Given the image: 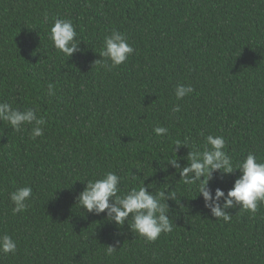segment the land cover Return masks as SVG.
<instances>
[{"label": "trees", "instance_id": "16d2710c", "mask_svg": "<svg viewBox=\"0 0 264 264\" xmlns=\"http://www.w3.org/2000/svg\"><path fill=\"white\" fill-rule=\"evenodd\" d=\"M54 17L75 27L71 57L48 38ZM113 30L134 53L107 69L95 63ZM177 84L194 92L177 100ZM5 101L35 108L46 124L33 140L31 125L16 132L0 122V234L18 242L0 264H264V204L255 215L236 208L230 222L215 219L166 164L177 141L189 147L180 157L199 149L201 132L222 135L234 160L252 152L264 161V0H0ZM156 126L168 134L156 136ZM106 171L124 178L122 189L144 181L174 191L172 231L147 242L107 212L80 209L82 183ZM238 176L213 173V196L227 195ZM22 186L33 196L14 215L9 193ZM107 246H116L112 255Z\"/></svg>", "mask_w": 264, "mask_h": 264}, {"label": "clouds", "instance_id": "9594fccd", "mask_svg": "<svg viewBox=\"0 0 264 264\" xmlns=\"http://www.w3.org/2000/svg\"><path fill=\"white\" fill-rule=\"evenodd\" d=\"M48 38L52 46L64 56L71 57L79 50L80 41L69 19L54 17ZM133 53L134 48L128 43L126 36L120 31L113 30L104 37L102 43L99 56L104 59L95 64L107 69L115 68L126 63ZM193 92L194 88L191 85L177 84L175 87L177 100ZM48 94L55 95L51 84L48 85ZM172 111L179 112V106L174 107ZM0 122H5L16 132L22 131L25 125H31L30 137L33 140L44 135L42 126L46 124L35 108L21 109L13 107L6 101L0 102ZM153 133L156 136H166L168 129L156 126ZM200 135L203 137V143L199 149L189 150L185 157H180L177 155L178 149L189 147L187 141L183 143L177 141L173 148V156L167 160L166 164L171 165L180 176L178 182L187 186L189 190L194 188L198 193L197 197H203L204 207L211 210L215 219L230 222L233 215L228 210L236 208L255 215L260 205L264 204V161H258L252 152L243 159L234 160L226 150V141L222 135H205L203 132ZM181 159L187 161L183 167L180 164ZM237 171L239 176L227 195L217 188L213 196L208 187L213 173L220 172L223 176ZM123 179L114 171H106L99 178L82 183L85 184V188L78 196L76 205L98 216L107 212V221L114 223L118 228H122L127 222L129 230L147 242H155L161 234L171 232L173 220L169 216L167 201H175L174 191L168 192L166 187L164 190L153 192L149 190L150 184L146 187L144 181L142 184L122 189ZM32 196V188L28 186L18 187L10 192L9 198L14 205L13 214L27 211ZM221 200L223 204L220 203ZM17 245L18 242L9 234H0V254L14 256ZM115 250L116 246H107L106 254L112 255Z\"/></svg>", "mask_w": 264, "mask_h": 264}]
</instances>
